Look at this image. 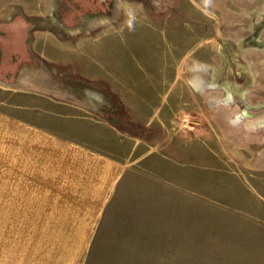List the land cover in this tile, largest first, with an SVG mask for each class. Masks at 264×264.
I'll return each mask as SVG.
<instances>
[{
	"label": "rangeland",
	"instance_id": "374dc122",
	"mask_svg": "<svg viewBox=\"0 0 264 264\" xmlns=\"http://www.w3.org/2000/svg\"><path fill=\"white\" fill-rule=\"evenodd\" d=\"M246 1L36 0L27 8L0 0V20L20 23L12 25L18 48L15 38L14 46L0 41L2 102L21 98L38 114L35 104L50 105L29 95L40 92L69 106L46 116L53 130L77 136L67 115L90 112L131 133L145 155L141 234L131 231L124 246L112 235L99 243L100 222L80 254H70L78 240H62L69 264H264V0L248 15ZM201 62L212 85L200 78ZM125 93L143 99L142 109ZM61 225L20 224L36 230V264L57 262L43 252L61 241L44 230ZM32 241L20 238V264L32 263Z\"/></svg>",
	"mask_w": 264,
	"mask_h": 264
},
{
	"label": "crops",
	"instance_id": "0c3cea01",
	"mask_svg": "<svg viewBox=\"0 0 264 264\" xmlns=\"http://www.w3.org/2000/svg\"><path fill=\"white\" fill-rule=\"evenodd\" d=\"M23 2L29 8L36 0ZM253 2L246 1L242 14L248 15ZM16 16L0 20V41L6 46H14L15 38V48H18L20 43L16 37L20 33L13 36L12 31V25L19 23ZM8 36H11L10 43ZM106 38L98 39L91 48L98 47ZM128 94L125 93L126 97L133 102L128 100V106L135 112L142 109L143 99L135 102ZM29 95L41 96L33 99L36 102L50 100L49 109L35 104L42 109L34 106L39 112L33 114L21 98L11 99L19 100V103L0 99V264H20V238L33 240L31 264H36V230L33 226L32 231L18 228L24 224L29 229V224H35L37 220L62 224L60 230H44L49 238L61 241L59 246L48 248L54 252H43L59 256L57 262L54 258L53 263L44 261L41 264H69L68 249L62 240H78V249L74 248L70 254H80L100 222L103 227L99 243L112 235L113 238L107 239L119 244L120 240L124 246L131 231L141 234L146 222L148 177L146 166L142 165L145 158L142 146L132 144L131 133L121 131L118 126L100 120L90 112L78 111L74 115L71 109V115H67L75 117L76 125L80 127L77 136L53 130L51 120L46 116L59 117L61 111L58 109L63 107L66 112L69 106L66 103L62 107L53 106L51 99L40 92ZM37 212L43 218L37 219ZM53 214L58 218L52 219ZM4 223H15L17 229L5 232ZM65 223L67 226H63Z\"/></svg>",
	"mask_w": 264,
	"mask_h": 264
},
{
	"label": "bare ground",
	"instance_id": "6f19581e",
	"mask_svg": "<svg viewBox=\"0 0 264 264\" xmlns=\"http://www.w3.org/2000/svg\"><path fill=\"white\" fill-rule=\"evenodd\" d=\"M252 58V57H251ZM254 61V60H253ZM256 62V61H255ZM198 63V62H197ZM257 63H252V66H253V68H252V72L255 74V71H257L258 70V67H257V65H256ZM262 64V63H261ZM196 66H197V64H195ZM199 65V67L202 69L201 71L203 72V74L204 75H202V76H200V78H202V80L204 81V83H205V85H206V83L207 84H210V85H212V82L213 81H211V77H209V75H213V72H212V70H211V66L210 65H208V64H205V63H199L198 64ZM260 65V64H259ZM192 69V68H191ZM210 69V70H209ZM199 71V69H195V72H198ZM192 72V71H191ZM194 72V71H193ZM201 74V73H200ZM196 75V74H195ZM187 76V75H186ZM197 78H198V76H196ZM193 78V77H192ZM200 84V83H199ZM200 85H202V84H200ZM199 89V88H198ZM197 90V89H196ZM199 92V91H198ZM243 101V100H242ZM209 102H213V100L211 101V99L209 100ZM216 103H217V101H216ZM215 103V104H216Z\"/></svg>",
	"mask_w": 264,
	"mask_h": 264
},
{
	"label": "flooded vegetation",
	"instance_id": "af4514ba",
	"mask_svg": "<svg viewBox=\"0 0 264 264\" xmlns=\"http://www.w3.org/2000/svg\"><path fill=\"white\" fill-rule=\"evenodd\" d=\"M20 33V32H19ZM0 57H1V53H0Z\"/></svg>",
	"mask_w": 264,
	"mask_h": 264
}]
</instances>
